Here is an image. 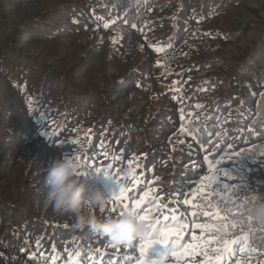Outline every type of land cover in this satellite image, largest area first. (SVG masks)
<instances>
[{
    "label": "trees",
    "instance_id": "obj_1",
    "mask_svg": "<svg viewBox=\"0 0 264 264\" xmlns=\"http://www.w3.org/2000/svg\"><path fill=\"white\" fill-rule=\"evenodd\" d=\"M252 1L0 0V166L18 169L12 200H0V264H136L139 240L113 248L45 207L47 170L72 155L83 183L143 198L154 227L162 214H184L185 245L202 235L194 220L227 224L204 234L207 264L211 249L237 240L223 264H264V226L250 213L264 203V8ZM210 166L239 186L219 206L226 220H213L217 198H204L216 187ZM104 205L94 215L112 217ZM167 254L154 245L148 259ZM161 264L206 257L188 250Z\"/></svg>",
    "mask_w": 264,
    "mask_h": 264
},
{
    "label": "snow or ice",
    "instance_id": "obj_2",
    "mask_svg": "<svg viewBox=\"0 0 264 264\" xmlns=\"http://www.w3.org/2000/svg\"><path fill=\"white\" fill-rule=\"evenodd\" d=\"M228 159H232V155H235L239 157L238 153L229 155L225 154ZM78 159H81L80 157H77ZM222 161H217L216 163L219 164ZM94 167V165H93ZM210 172H212V175H209L208 177H205V180L208 182V187H211L213 184L216 185V187L209 193H207V196L204 197L205 199L207 197H216L217 198V204L216 208L217 211L214 215H212L213 220H226L225 216H221L219 212V206L224 205L227 207L228 202L231 200V198L235 195H238L239 193V186L237 187L236 191H232V186L227 183H222L218 176V170L210 166ZM98 172H103L106 176H108L110 179L114 178L116 180V177L110 175L109 173L105 172L104 170H98ZM229 179L235 178L228 172L226 173ZM197 193H191L190 195L195 196ZM147 195V193H145ZM182 195V194H180ZM109 201L113 203L114 207L112 209L113 216L112 217H122L128 212H133L138 220L144 222L147 227L151 229L150 234L147 236L141 237L139 240L140 243L138 245L139 250V257L136 258V264H161L164 258L168 256H175L178 260L183 259L185 255H187L188 250H203L204 255L206 257V264H207V258H208V244L211 243V241H208L205 239L204 234L208 233H218L222 230L227 229V224H200L196 223L195 220L193 221L194 227L200 228L202 235L200 237H197L196 235H192V241L193 243L185 245L182 241L184 240L185 236V230L188 228L187 222L184 220V214L176 215V214H170V215H163L162 214V220H158L155 223L159 225L158 227H154L152 222L149 221V215L150 213L146 211L145 209L141 208V205L144 204V199L141 198L140 200H136L135 198H132L126 194V188L121 185L120 190L118 194H114L110 196ZM131 199L133 201L132 205L125 203V200ZM191 201L187 198L184 199V204H189ZM193 207H198V205H193ZM100 210L103 212L105 211V205L100 206ZM141 211H144V214L141 215ZM170 213H174L175 210L168 209ZM192 215L195 217L197 214L195 212L192 213ZM204 215H209L208 213H204ZM232 227H236V224L233 223ZM239 241H225L223 247L221 248H214L211 249L212 252L216 254L214 264H223L224 257L227 255L229 258L234 256L236 254L235 248L232 247L233 245H239ZM164 245L168 248V254L161 256L158 260H152L150 261L148 259V250L151 249L154 245ZM113 248H115V244L112 245ZM126 247H131L130 245L126 244ZM241 252H245L244 248L239 249ZM117 251H119L117 249ZM113 258H109V262L111 264ZM117 264H119V259H117Z\"/></svg>",
    "mask_w": 264,
    "mask_h": 264
},
{
    "label": "clouds",
    "instance_id": "obj_3",
    "mask_svg": "<svg viewBox=\"0 0 264 264\" xmlns=\"http://www.w3.org/2000/svg\"><path fill=\"white\" fill-rule=\"evenodd\" d=\"M80 169V161L74 155L55 160L47 170L45 179V207L50 208L54 214L70 215L77 228L87 227L106 236L116 245L129 244L145 236L148 227L133 212L122 217L99 218L94 215L93 208L104 205L109 197L94 185L83 183L80 180ZM250 213L256 224L264 226V203L255 204Z\"/></svg>",
    "mask_w": 264,
    "mask_h": 264
},
{
    "label": "rangeland",
    "instance_id": "obj_4",
    "mask_svg": "<svg viewBox=\"0 0 264 264\" xmlns=\"http://www.w3.org/2000/svg\"><path fill=\"white\" fill-rule=\"evenodd\" d=\"M250 5L256 8H264V2H261V1L253 0L250 3ZM50 6H51V3H50ZM107 71L109 72V74H112L114 72V67L113 66L108 67ZM1 154L2 152H0V157H1ZM1 165L2 166H0V168H2L3 170L6 169V167H8L6 163H1ZM17 173H18V169L12 168L11 166L8 167L7 171H0V175L5 174V176L8 177L9 179V181L6 184L0 183V200H12V198L10 197V194H13L14 186L12 184L14 182V178L16 177ZM6 192H9V193L5 195Z\"/></svg>",
    "mask_w": 264,
    "mask_h": 264
}]
</instances>
